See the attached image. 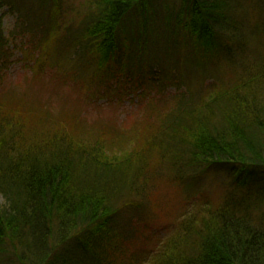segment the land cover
I'll list each match as a JSON object with an SVG mask.
<instances>
[{
    "label": "trees",
    "instance_id": "trees-1",
    "mask_svg": "<svg viewBox=\"0 0 264 264\" xmlns=\"http://www.w3.org/2000/svg\"><path fill=\"white\" fill-rule=\"evenodd\" d=\"M52 2L58 0H0V7L44 11ZM238 2L185 0L178 23H182L184 44L179 46L177 38L169 40L172 35L162 38L154 31H143L145 19L138 20L137 35L119 31L124 17L142 0H92L89 14L79 19L80 30L69 32L70 38L66 33L65 41L73 40L85 52L99 56L101 70L108 65L113 68L121 49L122 72L128 65L144 67L143 59L157 57L162 60L163 75L170 66L177 70L172 85H188L190 90L195 81L190 68L196 67L199 75L203 67L202 61L194 60L222 51L219 38L241 44L238 50L247 46L242 42L246 27L241 19L236 20L239 16L245 21L247 13ZM143 9L141 15L148 12ZM51 28L52 23L44 30L54 38ZM3 33L0 19V66L8 62L7 46L14 38ZM55 42L63 46L64 38L59 36ZM135 50L141 54L135 56ZM240 56L246 62L232 61L228 78L214 77V86L202 95V87L190 97L185 92L178 95L177 111H169L158 122V133L163 131L166 141L146 140L135 151L110 143L102 135L87 140L69 132L70 125L80 124L79 117L51 119V113L27 110L20 100L10 103L12 107L0 101V196L5 202L0 204V253L8 246L21 264H63L58 255L46 263L48 251L74 238L89 250L93 264H264V219L252 215L247 206L236 209L230 199L219 205L205 204L197 215L183 216L175 233L140 256L139 262L111 232L114 218L133 208L134 200L141 197L138 190L152 161L143 155L146 149L157 150L155 164L168 156L182 175L223 168L243 184L247 175L264 165V53L251 54L250 61L246 53ZM8 94L0 98L6 100ZM120 131L121 136L126 134L120 128L116 132ZM113 144L116 149L112 151L109 146Z\"/></svg>",
    "mask_w": 264,
    "mask_h": 264
},
{
    "label": "rangeland",
    "instance_id": "rangeland-1",
    "mask_svg": "<svg viewBox=\"0 0 264 264\" xmlns=\"http://www.w3.org/2000/svg\"><path fill=\"white\" fill-rule=\"evenodd\" d=\"M239 1L245 8L247 19L244 21L238 16L236 20L241 19L246 27L243 29L242 42L247 46L242 47L241 51L238 50L241 44H231L219 38L222 51L211 58H208L209 55L202 58L195 53L197 58H201L194 61H202L203 67L198 69L202 73L199 75L195 73L196 67L190 68L195 80L190 90L188 85L184 88L183 85H172L177 70L171 66L169 68L167 64L169 72L163 75L162 60L157 57L153 59L149 56L151 61H142L144 67L128 65L122 72L121 49V55L114 61L113 68L110 69L108 65L101 70L98 68L99 56L93 55L90 50L85 52L73 40L65 41L67 34L70 38L69 32L77 33L80 30L79 19L89 14L92 0H58L48 3V9L44 11L28 7L25 11L16 9V12L2 5L0 19L3 34L6 37L14 35V38L8 42V62L0 66V96L7 93L10 96L6 100L0 98V101L4 106L12 107L10 103L15 102L16 105L20 100L26 104L27 110L40 108L47 111L46 114H53L50 115L51 119H57L60 115L72 121L74 116L79 117L81 125H70L72 129L68 131L87 140L102 135L110 143L118 142L133 151L146 140L166 141L168 137L163 131L158 133V122L169 111H177L178 95L183 96L182 92H185L190 97L200 87L202 95L203 90L214 86V77L228 78L230 64L232 61L239 64L240 55L246 53L245 58L250 61L251 54L258 56L264 53V0ZM138 4L124 17L119 31L137 35V22L141 18L146 21L143 28L146 33L154 31L156 37L161 35L162 38L172 35L170 41L177 38L179 46L184 44L180 39L184 34L182 23H178L182 18L180 14L185 0H142ZM144 6L148 12L144 11L141 15ZM50 14L54 18L51 19ZM51 23L56 34L54 38H50L49 31L44 30ZM59 36L64 38L63 46L60 43L56 46L55 39ZM225 40L227 44H224ZM187 46L191 49L190 44ZM228 48H233L234 52L227 51ZM138 54L141 53L135 50V56ZM147 54L144 52L143 56ZM242 62L246 60L243 59L240 65ZM130 75L136 76L133 78ZM148 79L149 82H142ZM7 112L11 113L9 110ZM118 128L125 130L126 134L121 136V131L116 132ZM109 147L112 151L116 149L115 144ZM157 154V150L152 148L143 153L152 161L144 171V182L138 190L141 197L134 200L133 208L123 210L114 218L111 231L114 238L117 236L119 239L118 243L130 247L129 252L136 262L140 261V256L155 250L168 236L174 234L177 222L183 216L190 213L197 215L199 207L205 204L219 205L224 199H230L236 209L247 206L248 210H253L252 215L264 219V165L256 167L252 174L247 175V181L243 184L236 183L229 171L223 168L182 175L171 164L168 156L161 157L160 162L155 164ZM258 203L262 205L258 207ZM0 204H5L1 196ZM78 244L73 238L60 248L52 247L48 251L50 257L46 263L58 255L63 264L67 260L71 264H93L95 259L89 250ZM5 251L0 253V264H21L14 249L7 246Z\"/></svg>",
    "mask_w": 264,
    "mask_h": 264
}]
</instances>
